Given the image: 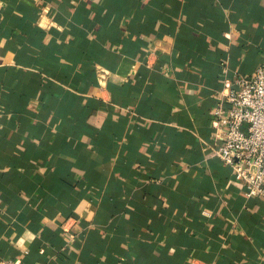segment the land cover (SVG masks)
<instances>
[{
    "label": "crops",
    "instance_id": "obj_1",
    "mask_svg": "<svg viewBox=\"0 0 264 264\" xmlns=\"http://www.w3.org/2000/svg\"><path fill=\"white\" fill-rule=\"evenodd\" d=\"M262 64L264 0H0V257L264 264L210 156L224 70Z\"/></svg>",
    "mask_w": 264,
    "mask_h": 264
},
{
    "label": "built area",
    "instance_id": "obj_2",
    "mask_svg": "<svg viewBox=\"0 0 264 264\" xmlns=\"http://www.w3.org/2000/svg\"><path fill=\"white\" fill-rule=\"evenodd\" d=\"M213 111L211 157L231 169L247 198L264 199V64L251 76L225 75ZM27 254V252H25ZM0 264H19L0 257Z\"/></svg>",
    "mask_w": 264,
    "mask_h": 264
}]
</instances>
